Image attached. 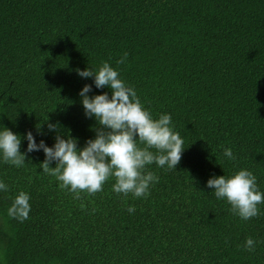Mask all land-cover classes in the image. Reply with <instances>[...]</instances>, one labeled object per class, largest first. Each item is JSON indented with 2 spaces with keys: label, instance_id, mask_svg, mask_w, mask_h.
<instances>
[{
  "label": "trees",
  "instance_id": "1",
  "mask_svg": "<svg viewBox=\"0 0 264 264\" xmlns=\"http://www.w3.org/2000/svg\"><path fill=\"white\" fill-rule=\"evenodd\" d=\"M102 60L154 117L171 115L179 162L148 166L158 182L143 199L111 180L74 199L40 172L42 152L20 168L0 163V264H264V204L244 221L205 187L247 168L264 192V0H0V124L51 146L54 133L35 128L48 118L82 146L94 121L77 93L91 78L75 69ZM19 190L30 196L23 222L6 214Z\"/></svg>",
  "mask_w": 264,
  "mask_h": 264
},
{
  "label": "clouds",
  "instance_id": "2",
  "mask_svg": "<svg viewBox=\"0 0 264 264\" xmlns=\"http://www.w3.org/2000/svg\"><path fill=\"white\" fill-rule=\"evenodd\" d=\"M127 52L116 61L123 64ZM76 74L91 84L85 83L77 95L86 118L94 121L90 127L93 136L78 146V138L63 130L59 122L39 123L35 126L36 136H43L41 124L54 133L51 146L44 139L37 140L31 130L22 135L0 124V163L23 167L26 155L42 152L40 172L55 178L58 187L66 189L79 199L81 193L93 195L102 190L111 180L112 192L123 197L146 198L149 189L158 182V177L149 170L150 165L164 170H173L178 164L183 147V138L174 130L171 115L160 113L153 116L145 107L135 88L125 82L119 71L108 61L83 69L76 68ZM93 88L107 89L99 93ZM91 93V95H90ZM26 147L21 151V142ZM221 156L232 161L235 155L231 148L223 147ZM54 166H50L53 164ZM223 171V170H222ZM205 187L217 200L228 205V211L247 221L261 214L258 205L264 204V192L257 184V177L247 168H239L230 174L210 175ZM0 192H8V185L0 180ZM28 192L19 190L6 209L8 217L23 222L28 219L31 208ZM83 206V205H81ZM133 213L135 207L126 209ZM258 241L246 236L243 248L254 251Z\"/></svg>",
  "mask_w": 264,
  "mask_h": 264
}]
</instances>
